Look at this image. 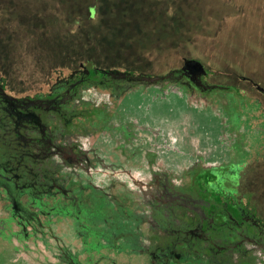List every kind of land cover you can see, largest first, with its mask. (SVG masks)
<instances>
[{
  "label": "flooded vegetation",
  "instance_id": "obj_1",
  "mask_svg": "<svg viewBox=\"0 0 264 264\" xmlns=\"http://www.w3.org/2000/svg\"><path fill=\"white\" fill-rule=\"evenodd\" d=\"M159 27L86 47L32 92L0 67V264H264L245 178L264 160V85L213 82L185 55L156 70L149 46L186 43Z\"/></svg>",
  "mask_w": 264,
  "mask_h": 264
},
{
  "label": "rangeland",
  "instance_id": "obj_2",
  "mask_svg": "<svg viewBox=\"0 0 264 264\" xmlns=\"http://www.w3.org/2000/svg\"><path fill=\"white\" fill-rule=\"evenodd\" d=\"M89 7L95 9L90 18ZM154 24L161 37L174 32V39L186 41L170 53L158 43L149 46L156 70L178 65L185 55L201 60L213 82H235L238 71L264 85V0H0V67H7L14 94L32 92L54 64L88 54V46L103 54L131 36L140 44L138 32ZM123 53L128 56L125 47ZM237 84L252 94L244 82ZM246 167L247 184L253 182L264 210V160Z\"/></svg>",
  "mask_w": 264,
  "mask_h": 264
},
{
  "label": "water",
  "instance_id": "obj_3",
  "mask_svg": "<svg viewBox=\"0 0 264 264\" xmlns=\"http://www.w3.org/2000/svg\"><path fill=\"white\" fill-rule=\"evenodd\" d=\"M185 63L187 64V67H193V69L197 72L201 71V65L198 64L196 61L194 60H185Z\"/></svg>",
  "mask_w": 264,
  "mask_h": 264
},
{
  "label": "trees",
  "instance_id": "obj_4",
  "mask_svg": "<svg viewBox=\"0 0 264 264\" xmlns=\"http://www.w3.org/2000/svg\"><path fill=\"white\" fill-rule=\"evenodd\" d=\"M122 1L124 2V0H122ZM124 5H127V3H124ZM116 7H118V6L116 5ZM117 9H118V8H117ZM125 9H126V6H125V8L122 7V6H120V8H119L118 10H120L121 12H124ZM97 11H99V9H97ZM88 17L90 18V16H88ZM0 51H1V49H0Z\"/></svg>",
  "mask_w": 264,
  "mask_h": 264
}]
</instances>
